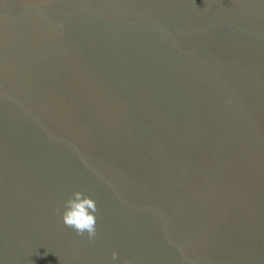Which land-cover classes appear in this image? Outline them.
<instances>
[{
    "label": "water",
    "instance_id": "water-1",
    "mask_svg": "<svg viewBox=\"0 0 264 264\" xmlns=\"http://www.w3.org/2000/svg\"><path fill=\"white\" fill-rule=\"evenodd\" d=\"M0 264H264V0H0Z\"/></svg>",
    "mask_w": 264,
    "mask_h": 264
},
{
    "label": "clouds",
    "instance_id": "clouds-1",
    "mask_svg": "<svg viewBox=\"0 0 264 264\" xmlns=\"http://www.w3.org/2000/svg\"><path fill=\"white\" fill-rule=\"evenodd\" d=\"M64 209L63 223L74 229L77 235L83 236L87 232L89 239L94 240L97 235L95 213L98 209L96 202L85 196L83 192L76 191L72 197L65 201ZM112 258L117 259L118 254L114 252Z\"/></svg>",
    "mask_w": 264,
    "mask_h": 264
}]
</instances>
